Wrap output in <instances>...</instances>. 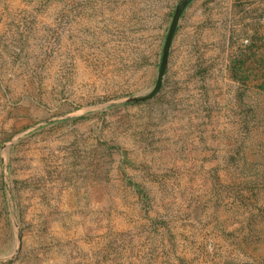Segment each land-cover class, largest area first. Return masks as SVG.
Returning a JSON list of instances; mask_svg holds the SVG:
<instances>
[{
    "label": "rangeland",
    "instance_id": "rangeland-1",
    "mask_svg": "<svg viewBox=\"0 0 264 264\" xmlns=\"http://www.w3.org/2000/svg\"><path fill=\"white\" fill-rule=\"evenodd\" d=\"M178 2L0 0V264H264V0H191L107 104Z\"/></svg>",
    "mask_w": 264,
    "mask_h": 264
},
{
    "label": "water",
    "instance_id": "water-1",
    "mask_svg": "<svg viewBox=\"0 0 264 264\" xmlns=\"http://www.w3.org/2000/svg\"><path fill=\"white\" fill-rule=\"evenodd\" d=\"M190 1L191 0H179L178 4L176 6V9H175V12L173 14L172 21H171V24H170V27H169V30H168V34L166 36L164 49H163V54H162V60H161L160 68H159V71H158L157 82H156V85L153 88V90L150 93H148V94H146V95H144L142 97H128V98H123V99H120V100H117V101H110L107 104L114 103V102H120V101H124V100H133V99L134 100L135 99L144 100V99H148V98H151L152 96H154L160 90V88H161V86L163 84L164 74H165L166 67H167V64H168V58H169V54H170V50H171L172 41H173L176 29H177L178 24H179V20H180L181 14L183 13L185 7L187 6V4ZM98 107H99V105H98ZM87 109L88 108H84L83 110L85 111ZM19 240H21L20 236H19Z\"/></svg>",
    "mask_w": 264,
    "mask_h": 264
},
{
    "label": "trees",
    "instance_id": "trees-1",
    "mask_svg": "<svg viewBox=\"0 0 264 264\" xmlns=\"http://www.w3.org/2000/svg\"><path fill=\"white\" fill-rule=\"evenodd\" d=\"M126 181H127L128 185H130L133 188V190L136 192V194L143 200V202L145 204H147L148 206H150L151 205L150 196H149L146 188L143 185H141L140 183L133 180L131 177L126 178ZM148 206H147V208H148Z\"/></svg>",
    "mask_w": 264,
    "mask_h": 264
}]
</instances>
